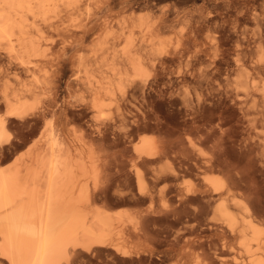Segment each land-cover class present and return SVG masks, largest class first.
<instances>
[{"label":"bare ground","instance_id":"bare-ground-1","mask_svg":"<svg viewBox=\"0 0 264 264\" xmlns=\"http://www.w3.org/2000/svg\"><path fill=\"white\" fill-rule=\"evenodd\" d=\"M149 2L0 0V264H264V0Z\"/></svg>","mask_w":264,"mask_h":264},{"label":"rangeland","instance_id":"rangeland-1","mask_svg":"<svg viewBox=\"0 0 264 264\" xmlns=\"http://www.w3.org/2000/svg\"><path fill=\"white\" fill-rule=\"evenodd\" d=\"M141 1V0H139ZM151 2H149L152 5H156L158 9L160 8H168V7H172V8H177L180 10H189L192 9V7H196L199 6L202 2V0H149ZM155 1V2H154ZM143 2V1H142ZM197 2V3H196ZM177 3V5H176ZM176 5V6H175ZM141 10L140 13L144 14L146 13V11ZM103 14H101L100 17L96 18L95 20H93L90 24V27H94L95 29L91 31V37L93 35V32L96 30V28L99 27L100 21L98 20L99 18L102 17ZM171 18H173L176 14L175 13H171L170 14ZM182 26L184 27L185 25L182 24L179 26L178 29H182ZM91 40V38L89 39ZM75 51L71 52L72 54ZM33 129V125L29 124L26 127L22 128L18 134V139L15 138L13 140L12 144H7L4 146L3 149H0V169H10L11 166L13 165L14 160L17 158H19L20 156H23L27 153L28 149L26 147H20L18 148V144H20L21 142L24 141L25 137L30 133V131ZM13 133V132H12ZM14 134V133H13ZM16 140V141H15ZM22 153V154H21ZM7 166V167H6ZM124 207V206H123ZM174 254V253H173Z\"/></svg>","mask_w":264,"mask_h":264}]
</instances>
